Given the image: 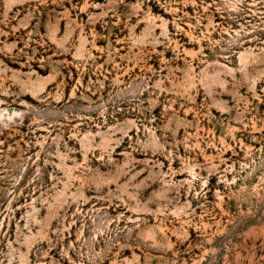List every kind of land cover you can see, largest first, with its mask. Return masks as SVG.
<instances>
[{
	"label": "rangeland",
	"instance_id": "obj_1",
	"mask_svg": "<svg viewBox=\"0 0 264 264\" xmlns=\"http://www.w3.org/2000/svg\"><path fill=\"white\" fill-rule=\"evenodd\" d=\"M0 264H264V0H0Z\"/></svg>",
	"mask_w": 264,
	"mask_h": 264
}]
</instances>
